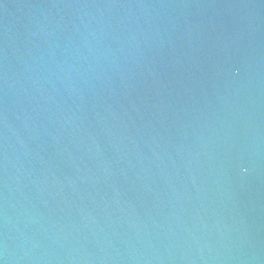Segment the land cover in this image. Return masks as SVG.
I'll use <instances>...</instances> for the list:
<instances>
[{
    "label": "water",
    "instance_id": "obj_1",
    "mask_svg": "<svg viewBox=\"0 0 264 264\" xmlns=\"http://www.w3.org/2000/svg\"><path fill=\"white\" fill-rule=\"evenodd\" d=\"M0 264H264V0H0Z\"/></svg>",
    "mask_w": 264,
    "mask_h": 264
}]
</instances>
